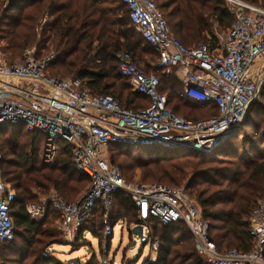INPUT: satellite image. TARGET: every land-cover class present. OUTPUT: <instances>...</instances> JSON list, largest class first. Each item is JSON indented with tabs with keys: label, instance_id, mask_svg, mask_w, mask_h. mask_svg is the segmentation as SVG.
Instances as JSON below:
<instances>
[{
	"label": "trees",
	"instance_id": "1",
	"mask_svg": "<svg viewBox=\"0 0 264 264\" xmlns=\"http://www.w3.org/2000/svg\"><path fill=\"white\" fill-rule=\"evenodd\" d=\"M153 1L172 35L188 48L205 44L215 52L219 47L215 26L228 33L232 29L234 18L222 0ZM244 1L264 7V0ZM1 10V39L6 42L3 51L18 57L28 49H35L37 59L54 55L50 75L84 81L93 94L111 97L127 110L136 111L150 104L147 98L127 92L123 85L128 79L116 70L121 53H129L139 68L145 66L142 70L147 75L155 74L148 73L147 61H159L158 53L135 31L122 0H0ZM163 76L172 80L171 76ZM159 91L168 96V106L177 115L193 102L181 96V83L166 91L161 80ZM196 104L212 114L211 117L218 115L213 103ZM248 119L247 114L239 127L228 132L227 142H222L210 153L188 149L155 152L151 147L111 145L107 148L119 147V151L112 153L109 161L125 172L129 180L135 178L136 171H142V178L146 181L168 187L184 185L187 193L198 202L218 249L221 252H250L254 247L249 232L250 217L256 206L264 203V129L256 132V138H242L241 145L249 146L246 151L236 141L242 133L240 129L249 125ZM262 121L264 123V118ZM13 132L17 135L14 136ZM25 135L32 136L28 153L21 150V145L26 144H21L18 138ZM3 137L9 143L10 159L1 149ZM40 143L43 149L45 143L40 141V135L35 136L23 126H0L3 178L18 193L12 208L16 239L12 243L0 242L1 264H65L50 252L53 245L62 243V235L52 230L53 226H48L54 216L58 219L60 215L50 206L45 219L31 220L26 207L38 203L39 195H48L51 190L65 201L75 203L91 184L89 177L73 165L68 143H59V160L52 166L45 165L38 158ZM240 150H243L242 154ZM136 152L142 157L134 156ZM120 158L123 160L118 162ZM104 213L105 208L99 202L78 241L88 232L99 242L111 245L112 239L104 236ZM109 218L114 227L119 222H125L126 226L149 225V239L158 241L159 247L155 260H146L144 264H207L183 223L164 226L150 216L143 219L141 211L122 192L114 195Z\"/></svg>",
	"mask_w": 264,
	"mask_h": 264
},
{
	"label": "built area",
	"instance_id": "2",
	"mask_svg": "<svg viewBox=\"0 0 264 264\" xmlns=\"http://www.w3.org/2000/svg\"><path fill=\"white\" fill-rule=\"evenodd\" d=\"M222 1L234 21L227 36H218L219 47L214 52L205 44L188 48L175 38L155 1L122 0L135 31L159 55L156 69L163 75L177 70L185 97L216 105L218 115L207 119L192 120L175 114L168 106V96L159 91V76L147 75L129 53L118 55L116 70L128 79L135 94L150 102L136 111L124 109L111 97L93 94L84 81L50 75L54 55L37 59L36 50L28 49L20 62L0 61V126H23L35 136L44 135L49 163L55 161L59 143L65 141L71 146L73 165L91 181L75 203L54 193L40 203L29 204L26 214L31 220L45 219L51 206L60 215L59 229L64 238L73 241L87 228L93 209L101 202L105 208L104 236L112 239L115 227L110 223L109 210L114 195L122 192L141 211L143 219L150 216L164 226L183 223L207 264H264L263 202L250 217L253 249L246 253L221 252L211 237L209 223L203 220L201 208L188 198L185 187L129 184L105 154L111 145H165L210 153L227 138L233 126L244 121L264 81V66L255 70L264 58V7L244 0ZM2 164L0 151V242L12 243L17 233L12 215L17 194L5 182ZM144 227L149 230V241V225ZM158 247L159 242L152 241V250L157 251ZM102 264L112 263L105 257Z\"/></svg>",
	"mask_w": 264,
	"mask_h": 264
},
{
	"label": "rangeland",
	"instance_id": "3",
	"mask_svg": "<svg viewBox=\"0 0 264 264\" xmlns=\"http://www.w3.org/2000/svg\"><path fill=\"white\" fill-rule=\"evenodd\" d=\"M3 12L2 10L0 11V17L2 16ZM215 32L217 36L219 37H225L229 33L224 32L222 30H218L217 26H215ZM2 28H0V61H2L5 64H14L17 62H20L23 60L24 55L22 54L18 57H14L11 53L5 52L2 50L6 46V42L1 39L3 36L2 33ZM152 49V48H151ZM153 50V49H152ZM153 52H155L153 50ZM48 56V55H47ZM46 57V56H45ZM149 67L147 70H149L148 73H155L157 74L161 80H162V85H163V90H170L173 86L177 87V85H180V82L178 79L175 77L177 74V70H172L170 74L165 75V76H172L174 77L172 80L169 78L166 80L163 76V72L161 70L156 71V64L157 61H150V59L147 61ZM264 66V58L259 60L257 63L255 70L258 71L260 67ZM141 69H145V66H140ZM51 69L49 70V73H51ZM53 76V75H52ZM66 79H72L71 77H65ZM118 87L119 83L117 84ZM123 87L127 92L132 91L131 86L128 82H124ZM264 81L259 87V92H258V97L255 103H253L249 110H248V123L249 124L245 128H241L240 131L242 133L240 134V137L238 138L237 144H239L240 147H243L246 151L249 149V146L241 145L242 138L246 137L247 138H256L255 134L256 132H261L264 129V123H263V118H264ZM134 93V92H133ZM174 102H178L174 100ZM193 114L191 116H188V114ZM178 115L182 116L183 118L186 119H192V120H201V119H207L210 118L212 114L201 108L198 104L193 103L190 104L188 107H183L182 113H178ZM247 116V115H246ZM246 118V117H245ZM245 120V119H244ZM13 135H17L16 132H13ZM32 136L30 135H25V136H19V141L21 144H26L25 146L21 145L23 149H21L23 152L28 153V148L29 144L32 142ZM227 138L224 139L223 144L227 142ZM40 141L45 143V136L40 134ZM9 143H6L5 137L1 139V149L3 154L7 159H10V153L8 151L7 145ZM222 144V143H221ZM219 146V145H218ZM217 146V147H218ZM216 147V148H217ZM215 148V149H216ZM174 148L168 147L165 145H160L153 147V151L155 152H171ZM214 149V150H215ZM20 150V152H21ZM119 151V147H109L107 150H105L106 158L109 160L111 159L112 153H116ZM22 153V152H21ZM240 153H243V150H240ZM39 156L38 158L40 159L41 162H43L45 165L52 166L55 164L58 160L59 157L55 159L54 162L49 163L46 161L45 157V152L44 148L42 149L41 143H40V149L38 152ZM58 156V155H57ZM134 156L137 157H142V154L140 152H136ZM123 159L120 158L118 159V162H121ZM212 166H215V164H212ZM217 166V165H216ZM123 172V171H122ZM123 175L125 176V180L129 184H152V183H157L153 181H146L142 178V171H136L134 173L135 178L134 179H127L126 176L127 174L123 172ZM12 186V185H11ZM184 185H182L183 187ZM13 187V186H12ZM14 188V187H13ZM16 191V190H15ZM36 192V191H35ZM34 192V193H35ZM38 193V192H36ZM57 194L55 191L51 190L48 195H39V200L38 203L44 201L45 198L51 197L53 194ZM16 194L18 195L17 191ZM39 194V193H38ZM188 198L190 200L195 201L197 204L198 202L196 199L190 195L188 192ZM113 204V201H112ZM199 206V204H198ZM112 207V205H111ZM200 208V206H199ZM111 209V208H110ZM53 221L48 224V226H53L52 230H54L56 233L58 232L59 234L62 235L61 241L62 243L57 244L56 247L55 245L52 246L55 252H57L59 258L61 261L65 262L66 264H70L71 261L73 260H78V264H102V261L104 260L105 257H107L112 264H144L146 260H155L156 258V251L152 250V241L149 239L147 244H141L140 240L138 237L133 235L132 233V226H126L127 230L123 229V223H118L115 228H114V236H113V242L111 243L110 246L107 245L106 242H99L96 238H94L90 233L86 232L84 235L85 239H81L78 241V236L75 240L73 241H68L66 238H64L62 232L59 229V220L60 218L56 219V216L53 217ZM128 228H131V230ZM250 228V227H249ZM213 235L215 236V232H213ZM146 236L149 234V230L146 228L145 230ZM188 242L190 241V238L187 239ZM70 242V243H68ZM72 242V243H71ZM137 243L136 246H133L134 243ZM196 248V247H195ZM237 249V248H235ZM51 252V251H50ZM3 258V257H2ZM0 257V264L2 259ZM5 264V262H4ZM9 264V263H8Z\"/></svg>",
	"mask_w": 264,
	"mask_h": 264
},
{
	"label": "water",
	"instance_id": "4",
	"mask_svg": "<svg viewBox=\"0 0 264 264\" xmlns=\"http://www.w3.org/2000/svg\"><path fill=\"white\" fill-rule=\"evenodd\" d=\"M4 96H8V95H4ZM0 97H2V96H0ZM241 125V124H240ZM240 125H236V126H233L232 128H231V130H234V129H236L237 127H239ZM227 135H228V133H227ZM145 227H144V225H142V224H140V225H136V226H134L133 228H132V233H133V235H135L136 237H138L139 238V240H140V242H141V244H147V242H148V237L147 236H145ZM136 242L133 244V246H136ZM70 264H78V260H73V261H71L70 262Z\"/></svg>",
	"mask_w": 264,
	"mask_h": 264
},
{
	"label": "crops",
	"instance_id": "5",
	"mask_svg": "<svg viewBox=\"0 0 264 264\" xmlns=\"http://www.w3.org/2000/svg\"><path fill=\"white\" fill-rule=\"evenodd\" d=\"M171 77H172V76H171ZM175 77L178 79V81L181 83V85H183V84H182V81H181V79H180V76L178 75V72H177V74H176ZM173 78H174V77H172V79H173ZM183 92H184V89H183ZM181 96H182V97H185V96L183 95L182 92H181ZM185 98H186V99H189V98H187V97H185ZM189 100H191V99H189ZM191 101H193V100H191ZM193 102H194V101H193ZM119 223H123V225H124V226H123V229H124V230H127V227H126L125 222H119ZM142 225H143V224H142ZM134 226H136V225H133L132 228H133ZM84 235H85V234H84ZM78 237H79V236H78ZM112 242H113V238H112ZM112 242H111V243H112ZM68 243H70V242H68ZM71 243H72V242H71ZM56 246H57V245H55L54 247H56ZM50 251H51L52 253H54V254L59 258L57 252H55L53 248H51ZM59 259H60V258H59ZM62 262H63V261H62ZM63 263H65V262H63ZM65 264H66V263H65Z\"/></svg>",
	"mask_w": 264,
	"mask_h": 264
},
{
	"label": "bare ground",
	"instance_id": "6",
	"mask_svg": "<svg viewBox=\"0 0 264 264\" xmlns=\"http://www.w3.org/2000/svg\"><path fill=\"white\" fill-rule=\"evenodd\" d=\"M194 98H196V97H194ZM196 99L202 100L201 98H196Z\"/></svg>",
	"mask_w": 264,
	"mask_h": 264
}]
</instances>
